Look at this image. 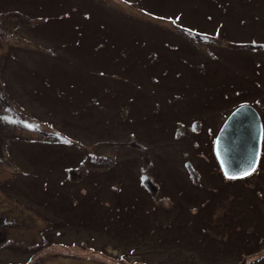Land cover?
<instances>
[{
	"label": "rangeland",
	"instance_id": "1",
	"mask_svg": "<svg viewBox=\"0 0 264 264\" xmlns=\"http://www.w3.org/2000/svg\"><path fill=\"white\" fill-rule=\"evenodd\" d=\"M0 11V264H264V144L240 179L212 153L233 106L264 121V0Z\"/></svg>",
	"mask_w": 264,
	"mask_h": 264
},
{
	"label": "water",
	"instance_id": "2",
	"mask_svg": "<svg viewBox=\"0 0 264 264\" xmlns=\"http://www.w3.org/2000/svg\"><path fill=\"white\" fill-rule=\"evenodd\" d=\"M261 132L259 114L251 104L237 105L224 118L213 139L212 149L225 177H243L255 167Z\"/></svg>",
	"mask_w": 264,
	"mask_h": 264
},
{
	"label": "flooded vegetation",
	"instance_id": "3",
	"mask_svg": "<svg viewBox=\"0 0 264 264\" xmlns=\"http://www.w3.org/2000/svg\"><path fill=\"white\" fill-rule=\"evenodd\" d=\"M1 12V11H0ZM1 16H0V23H1ZM3 29V26L0 25V30ZM260 120H261V125H262V147L264 144V121L263 118L261 117L260 113ZM261 154H262V149H261ZM260 154V157H261ZM65 169V166L63 167V170ZM65 177V174H64ZM20 222L18 221H12V218H8L6 217V215L4 214H0V248L3 247L6 242H12L13 238L10 236H6V228L11 226V225H18ZM52 226H50L51 228ZM46 228V230H42L40 231V235L43 238L42 240H38L37 238L34 239H30V240H21V239H17L16 242L18 241H22V245H23V251L24 253H26V255H30V258L36 259L39 257L38 254V250H39V244L40 243H45L46 241H50V242H54L52 241V239L49 240V230H47V228H49V226L44 227ZM52 230H54V233H52V236H55L56 234L61 233L62 231H60V229L57 228H51ZM50 229V230H51ZM39 232V230H38ZM48 232V233H47ZM63 243V242H62ZM63 254L66 255L65 252H63ZM6 262H2V264H5ZM7 263L9 264H13L10 260L7 261Z\"/></svg>",
	"mask_w": 264,
	"mask_h": 264
},
{
	"label": "trees",
	"instance_id": "4",
	"mask_svg": "<svg viewBox=\"0 0 264 264\" xmlns=\"http://www.w3.org/2000/svg\"><path fill=\"white\" fill-rule=\"evenodd\" d=\"M64 166H66V165H64ZM64 166H63V167H64ZM218 171H219V173L222 175L220 169H219ZM65 179H66V178L63 176V182L61 183V181H58V184H57V185H59V184H63V185H64V184H65ZM63 223H64V222H63Z\"/></svg>",
	"mask_w": 264,
	"mask_h": 264
},
{
	"label": "snow or ice",
	"instance_id": "5",
	"mask_svg": "<svg viewBox=\"0 0 264 264\" xmlns=\"http://www.w3.org/2000/svg\"><path fill=\"white\" fill-rule=\"evenodd\" d=\"M253 170H254V169H253ZM248 174H250V173H249V172H245V173H244V175H248Z\"/></svg>",
	"mask_w": 264,
	"mask_h": 264
},
{
	"label": "bare ground",
	"instance_id": "6",
	"mask_svg": "<svg viewBox=\"0 0 264 264\" xmlns=\"http://www.w3.org/2000/svg\"><path fill=\"white\" fill-rule=\"evenodd\" d=\"M216 160V159H215Z\"/></svg>",
	"mask_w": 264,
	"mask_h": 264
}]
</instances>
